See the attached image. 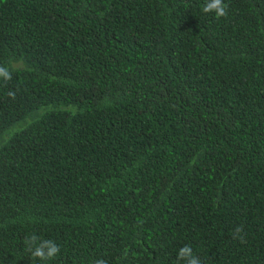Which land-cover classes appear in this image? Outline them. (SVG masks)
Listing matches in <instances>:
<instances>
[{"label": "trees", "instance_id": "obj_1", "mask_svg": "<svg viewBox=\"0 0 264 264\" xmlns=\"http://www.w3.org/2000/svg\"><path fill=\"white\" fill-rule=\"evenodd\" d=\"M206 2L0 0V264H264V0Z\"/></svg>", "mask_w": 264, "mask_h": 264}, {"label": "clouds", "instance_id": "obj_2", "mask_svg": "<svg viewBox=\"0 0 264 264\" xmlns=\"http://www.w3.org/2000/svg\"><path fill=\"white\" fill-rule=\"evenodd\" d=\"M205 13L215 12L217 18L227 16V5L224 0H208L203 8ZM0 77L5 80L11 79V74L5 67H0ZM239 232V229H237ZM26 250L29 251L34 258H38L41 261H48L54 259L60 252L59 246L52 240L41 239L37 235L33 234L29 238H26ZM183 260L185 264H202L201 260L193 255L192 248L189 245H185L178 252V262Z\"/></svg>", "mask_w": 264, "mask_h": 264}]
</instances>
